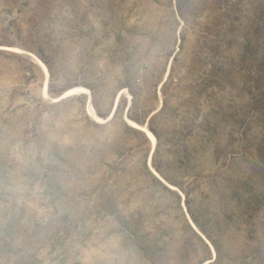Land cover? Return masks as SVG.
Instances as JSON below:
<instances>
[{
    "label": "rangeland",
    "instance_id": "rangeland-1",
    "mask_svg": "<svg viewBox=\"0 0 264 264\" xmlns=\"http://www.w3.org/2000/svg\"><path fill=\"white\" fill-rule=\"evenodd\" d=\"M0 264H264V0H0Z\"/></svg>",
    "mask_w": 264,
    "mask_h": 264
},
{
    "label": "trees",
    "instance_id": "trees-1",
    "mask_svg": "<svg viewBox=\"0 0 264 264\" xmlns=\"http://www.w3.org/2000/svg\"><path fill=\"white\" fill-rule=\"evenodd\" d=\"M146 166V165H145ZM146 169V171L149 173V171H148V168L146 167L145 168ZM157 169H159L158 167H157ZM149 175H150V173H149ZM151 177H152V175H151ZM166 177V176H165ZM153 178V180L155 181V182H157V183H159L154 177H152ZM188 195H186V197H187Z\"/></svg>",
    "mask_w": 264,
    "mask_h": 264
}]
</instances>
